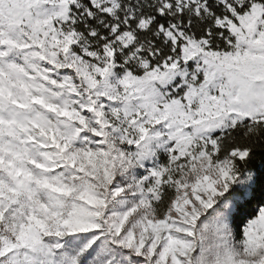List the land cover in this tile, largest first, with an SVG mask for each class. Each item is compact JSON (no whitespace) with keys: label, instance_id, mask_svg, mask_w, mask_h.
<instances>
[{"label":"snow or ice","instance_id":"6c2138e0","mask_svg":"<svg viewBox=\"0 0 264 264\" xmlns=\"http://www.w3.org/2000/svg\"><path fill=\"white\" fill-rule=\"evenodd\" d=\"M0 264H264V0H0Z\"/></svg>","mask_w":264,"mask_h":264}]
</instances>
